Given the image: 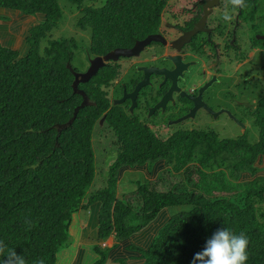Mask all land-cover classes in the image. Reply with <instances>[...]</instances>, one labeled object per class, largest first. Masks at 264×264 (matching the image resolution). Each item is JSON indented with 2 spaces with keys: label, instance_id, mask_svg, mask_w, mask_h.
<instances>
[{
  "label": "trees",
  "instance_id": "1",
  "mask_svg": "<svg viewBox=\"0 0 264 264\" xmlns=\"http://www.w3.org/2000/svg\"><path fill=\"white\" fill-rule=\"evenodd\" d=\"M97 1L0 0L1 10L43 18L26 31L22 54L0 44V241L28 264H57L72 215L99 205L98 238L113 244L94 248L92 264H192L207 240L227 227L249 238L247 264H264V176L257 175L264 158V96L248 114L258 131L253 144L245 136L219 139L210 132L165 139L150 133L120 107L110 108L107 93H100V85L112 80V60L79 84L92 102L79 108L81 97L72 88L74 41L42 46L62 10H79L76 27L89 33L93 59L154 32L165 3ZM101 134L111 136L117 151L92 189L100 152L93 139ZM128 171L145 173L148 183L122 198L117 187ZM185 173L200 193L178 192Z\"/></svg>",
  "mask_w": 264,
  "mask_h": 264
},
{
  "label": "flooded vegetation",
  "instance_id": "2",
  "mask_svg": "<svg viewBox=\"0 0 264 264\" xmlns=\"http://www.w3.org/2000/svg\"><path fill=\"white\" fill-rule=\"evenodd\" d=\"M246 4L233 10L230 0H165L154 32L128 48L117 49H131L150 36L156 40L137 57H119L111 62V70L109 61L100 68L107 67L112 76L108 86L100 85L110 108L120 107L162 139L177 133L209 132L196 125L201 114L215 119L226 114L245 130L223 104L216 111L210 103L244 98L253 82L257 86L249 91L257 94L256 98L264 96V0H246ZM226 9L233 15L230 22L222 18ZM78 86L73 85L81 104L83 92ZM135 91L132 107L129 96ZM122 98H126L123 103L115 104ZM249 112L242 113L246 121Z\"/></svg>",
  "mask_w": 264,
  "mask_h": 264
},
{
  "label": "rangeland",
  "instance_id": "3",
  "mask_svg": "<svg viewBox=\"0 0 264 264\" xmlns=\"http://www.w3.org/2000/svg\"><path fill=\"white\" fill-rule=\"evenodd\" d=\"M96 6L100 5V1L94 3ZM93 4V5H94ZM90 6V4H87ZM19 14V13H17ZM81 16L79 10L71 9V8H65L62 10V17L60 19V22L58 23L57 27L50 32V34L47 35V38L42 42L43 44L46 43L48 40H58V39H66V40H72L74 41V46L72 47V59H71V65L74 67L76 72L82 73L86 70L88 67L89 61L92 58L91 56H88L87 54V46L89 41V33L87 32H81L76 27V22L78 18ZM37 22L40 19H43L42 16H36ZM1 20L4 19L6 21L7 17H1ZM17 28V27H16ZM2 32L5 34L0 33V38H6L8 37V33L5 29H2ZM14 33V32H13ZM19 34L16 33L14 36V40L12 37L11 46L14 48H17L15 50H18L21 54L25 51L24 46V35L21 34V36H18ZM9 43H5L4 46L10 48ZM1 44V42H0ZM72 44V42H71ZM41 46V47H42ZM256 82H253L252 85H248L250 89H253V87L256 85ZM257 86V85H256ZM243 93L244 98H234V99H228L224 98L222 99V102H215L211 101V107L213 110H218L217 108L220 105H224L223 107L227 108L231 112L236 115V120L239 121L242 126H244L246 129L244 130L241 126L237 125L233 120L230 119L229 116L226 114H221L222 117L219 118H208L207 116L201 114L198 117V120L196 122V125L201 127V129L212 132L217 135L219 139H231L235 140L238 137H241L242 134L246 137V140L253 144L258 141V131L257 129L251 124L252 119L248 116L247 121L242 115V113L245 110L252 111L255 106L258 104L260 98H256L257 94H252L249 89ZM262 86L258 85V89H261ZM254 91V89H253ZM108 93L109 89L107 90ZM255 91L254 93H256ZM261 94V93H260ZM259 95V94H258ZM261 96V95H260ZM253 105L251 108L248 106ZM248 107V108H247ZM215 108V109H214ZM219 111V110H218ZM211 127V128H209ZM111 136L103 134L97 135L93 139V143H95V147H98L100 149V152H96L97 156V167L96 169V175L95 179L92 184V189L98 187V181H97V174H102V170L106 168V164L111 163L114 160V157L116 155L117 147L115 145H111ZM103 144L104 147L102 146ZM100 164V165H98ZM259 173L258 176H264V161H261V164L259 166ZM106 171L104 172L105 175ZM145 173L137 172V171H128L124 173L122 179L118 183L117 192L118 194L122 195V198L130 194H134L136 192L137 186L139 184H147L148 182L145 180V176H147ZM162 176V173L158 175L155 179L150 181L149 183L155 182L157 179H160ZM182 184L178 187V192H188V193H200L199 189L194 186L190 180H189V173L183 174ZM136 200V199H135ZM135 200L133 201V204H136ZM238 200V199H237ZM239 201V200H238ZM239 203V202H238ZM240 204V203H239ZM177 213V210L174 212ZM173 215V213H171ZM106 246L110 247V241L105 244Z\"/></svg>",
  "mask_w": 264,
  "mask_h": 264
},
{
  "label": "crops",
  "instance_id": "4",
  "mask_svg": "<svg viewBox=\"0 0 264 264\" xmlns=\"http://www.w3.org/2000/svg\"><path fill=\"white\" fill-rule=\"evenodd\" d=\"M1 17H7L6 21L0 19V33L5 34L2 32V29H5L9 35L6 38H0V42L4 44L11 42L12 37L14 40L12 35L16 36L17 33L19 34L18 36H21V34H25L29 28L37 24L36 16L26 17L8 10L0 9ZM9 45L11 49H17L12 47L11 43ZM260 161H264V158ZM98 213L99 205H93L86 211L80 210L72 215L68 231V246L60 250L56 259L60 255L63 258V264H92L98 259V256L93 251L94 248L100 249L101 246H104L109 241L110 245L113 244V240L110 238L104 244L98 238Z\"/></svg>",
  "mask_w": 264,
  "mask_h": 264
},
{
  "label": "clouds",
  "instance_id": "5",
  "mask_svg": "<svg viewBox=\"0 0 264 264\" xmlns=\"http://www.w3.org/2000/svg\"><path fill=\"white\" fill-rule=\"evenodd\" d=\"M230 4L233 10L247 7L246 0H230ZM222 18L230 22L233 19L232 12L226 9ZM249 243V238L243 232L236 234L228 227L221 228L207 240L204 249L194 255L192 264H247ZM0 257H3L0 264H28L24 254H18L14 248H6L3 241H0ZM36 264L45 262L40 259ZM57 264H63L60 255Z\"/></svg>",
  "mask_w": 264,
  "mask_h": 264
},
{
  "label": "water",
  "instance_id": "6",
  "mask_svg": "<svg viewBox=\"0 0 264 264\" xmlns=\"http://www.w3.org/2000/svg\"><path fill=\"white\" fill-rule=\"evenodd\" d=\"M154 40H156V37L155 36H150V37H147L146 39H144L141 42L135 43L134 47H132L131 49H115V50L107 53L104 56L94 57L93 59H90L89 67H88V69L85 72L78 73V72L72 71V69H71V72H72L73 78H74L73 85L76 88L77 85H79L80 83H82V84L83 83H87L92 77H94L97 74L99 69L101 67H103L106 62H108L110 60L115 61L119 57H137L139 55V53L142 51V49L147 44H149L151 41H154ZM151 69H155V68H151ZM151 69H146V70H151ZM159 72L162 73V71H159ZM73 85H72V87H73ZM172 90H173V88L170 89V91H172ZM169 93L166 94L163 97V99L166 98V97H169ZM81 94H82L83 102L81 103L79 108H82V107H84L86 105H91L90 103H88V101L86 102L87 99H86L84 93H81ZM135 94H136V91L132 95L129 96V97H131V100L133 102L132 107L134 106V98L133 97H134ZM125 99L126 98H122L120 101L115 102V104H121V103H123V101ZM132 107H131V110H132ZM79 108H77L75 110V113H76V111ZM74 117H75V114H74ZM102 122H103V120L101 121V123Z\"/></svg>",
  "mask_w": 264,
  "mask_h": 264
}]
</instances>
